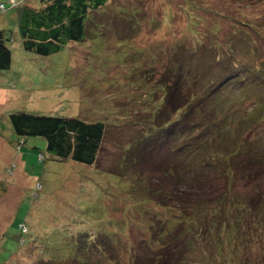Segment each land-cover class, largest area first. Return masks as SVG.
I'll use <instances>...</instances> for the list:
<instances>
[{
  "label": "rangeland",
  "instance_id": "rangeland-1",
  "mask_svg": "<svg viewBox=\"0 0 264 264\" xmlns=\"http://www.w3.org/2000/svg\"><path fill=\"white\" fill-rule=\"evenodd\" d=\"M28 2L37 4L38 0ZM112 2L118 7L114 12V6L107 5L106 14L92 16L87 28L91 36L49 56L25 51L16 11L0 12V29L12 34L11 65L0 72V234L4 231L0 264H50L47 251L59 256L66 250H78V244L85 240L91 243L97 239L102 241L104 252L119 250L114 256L98 257L99 264H132L133 251L141 255L159 249L157 235L164 234L157 227L159 218L167 216L177 226L185 215L191 219L187 225L198 217L199 227L186 226V233H178L181 236L174 244L181 256L174 263L264 264V158L250 161L252 155H247L249 150L245 152L250 145L264 148V113L251 111L242 129L226 138L219 133L220 124L215 127L213 118L203 115L208 109L219 119L227 114L234 120L229 124L233 130L248 118L251 99L257 101L251 88L243 91L234 86L214 93L217 101L210 108L206 102L213 100L209 93L221 82L220 69L228 68L230 74L236 71L229 61L237 60L238 67H259L256 63L264 59V0ZM130 10L136 12L134 19H129L133 15ZM197 42L203 43L201 48ZM178 76L185 89L191 86L198 97L204 98L197 108V116H202L199 122L190 110L184 120L178 113H168V92ZM149 95L152 102L158 101L155 106L163 114L154 120L152 116L150 122L144 112V100ZM15 112L77 117L87 122L100 119L108 123L114 119L121 127L109 126L106 149L98 157L96 169L51 158L41 138H27L18 149L22 140L14 135L8 120ZM141 118L148 125H137ZM180 121L184 125L176 128ZM167 128L181 132L179 139ZM133 138L141 147L136 151L143 148V155L137 153L143 161L136 165V171L142 170L136 185L141 187L135 188L136 181L129 177L126 185L116 187V175L100 169L107 170L109 160L121 152L119 146L111 145L113 142ZM186 139L191 143L183 144ZM235 142H241L240 153L237 149L233 152ZM182 144L187 155L200 148L183 164L185 170L192 164L199 171L188 178L180 177L177 182L182 180L183 184L179 187L169 182L172 172L167 171L175 163L162 162L168 157L167 146L172 151L184 150ZM228 152L231 156L226 155ZM176 156L180 158L178 165L185 161L183 155ZM216 162L232 168L230 182ZM150 187L165 189L169 195L166 210L153 201L134 209L143 195L141 191ZM133 189L137 194L128 195ZM225 193L230 198L220 202ZM175 194L179 197L171 198ZM200 212L204 214L202 223ZM105 213L107 224L112 223L102 227ZM118 223H122L120 230ZM19 224L26 227L25 234L17 231ZM177 227L185 230L183 225ZM84 231L85 236L81 235ZM109 231L121 238L118 247L109 245V238L102 235ZM136 236L139 244L133 243ZM160 254L156 251L155 257Z\"/></svg>",
  "mask_w": 264,
  "mask_h": 264
},
{
  "label": "trees",
  "instance_id": "trees-1",
  "mask_svg": "<svg viewBox=\"0 0 264 264\" xmlns=\"http://www.w3.org/2000/svg\"><path fill=\"white\" fill-rule=\"evenodd\" d=\"M28 1L29 0H14L13 2H10V0H6L5 2H0V12H6L10 9H14L16 11L18 19V32L22 41V48L25 51L33 52L34 54L39 56H49L51 54L60 52L69 43L82 42L85 37L91 36V31H88L87 28L88 23L92 21L93 15L106 14V11L104 9L107 5L114 6V8H111L112 12H114L118 8L114 4V2H112L113 0H38L37 4H29ZM130 11L133 12V15L132 17L129 16V19H134L136 17V12L132 10ZM93 25L94 27H96L94 21ZM247 28L250 27L247 26ZM11 35V32L7 31L6 29H0V72L9 70L11 65L12 55L11 50L9 49V44L12 42ZM201 43L197 42V47L201 48L203 44ZM211 44L212 48L216 49L215 43L212 42ZM256 59H259V57H257ZM229 64H234V68H236V71L230 74L228 72V68H221V82L215 87V90L212 93H209L210 95L208 97L213 98L214 93L224 92L229 88H234V86H236V88L242 89L243 91H250L251 88L257 97V101H254L252 98L250 101L251 106L249 105L248 107L252 109H250V112H248L249 110L244 111H246L247 114L251 113V111L257 112L259 110L263 111L264 113V59H260L259 63H256L259 64V67L248 64H243L238 67L239 62H237V60L229 61ZM243 82L249 83L243 84ZM247 85H249L250 87H248ZM184 89V83L179 82V76L176 77L174 87L171 88L168 92V98L166 100V106L169 105L170 107V111L168 113H178V115H180L179 117L184 120L183 118H188L189 112L187 111L190 110V114L192 112L195 113V118L197 122H199L202 119V116H197V112H199L197 108H200L199 102H202L204 98L198 97L194 91V88H192L191 86H188L187 89H185L186 91ZM155 93L156 90L153 91V94ZM216 97L217 96H215L213 100L211 99L212 101L206 102L209 104V108L213 105L214 101H217ZM152 100V95H149L144 100L147 105V108L145 106L144 110V112L146 113L145 117L146 115L150 116V118H146L148 119V122H150L152 116H155L153 120L156 119V117L159 119L161 116H163V114L159 113V106H155L158 101L156 100L155 103L152 102ZM138 104H140V100L138 101ZM162 112H166V110H163ZM203 115L212 117L215 127L216 125L220 124L221 131H219V133L223 136V138H226L229 135H233L235 132L239 131V129H242L244 123H246V121H248L251 116V114H248V118L244 119L243 122L238 123V128L233 130L232 127L229 126V124L231 125L234 120L232 121V119L229 118L227 114L223 116L221 113L222 118L219 119L218 117H215L216 113L208 109V111H205ZM244 117H246V115ZM8 120L10 122V126L14 135L22 140L21 142H18V149H21V146L24 144V140L27 138H41L46 142L45 150L51 158L58 159L60 161L71 160L73 162L88 165L96 169H99L95 166L98 157L102 155L104 153V149H106L105 142L108 138V130H110L109 126L113 128L121 127L119 123L114 121V119L113 121H108V123L103 122L100 119H95L87 122L77 117L64 118L45 115H33L25 112L11 113L8 116ZM136 123L137 125H141L143 127L148 125L146 120L142 118L139 119V121H136ZM183 125L184 121H180L176 123L175 127L179 128ZM223 125L225 126L223 127ZM166 131L173 132V135H176V140L179 139L182 134L181 132H175V128H167ZM189 143H191V140H183V144L188 145ZM111 145L119 146L121 152L116 159L113 158L109 160L107 164V170L100 169V171L116 175V178L118 179V181L115 183L116 187L117 185L119 187L121 184L126 185L129 181L127 177L136 181L133 185L135 186V188L141 187L136 185L138 184L137 180H140L142 178L140 173L142 172V170L139 169L138 171H136V165L137 161H143V159L139 160V155H137V153L143 155V148L140 152L136 151V149L138 150L139 148H141L138 147L139 145L137 138L127 139L125 141L122 140L120 143L113 142ZM146 145L148 146L149 142L146 143ZM234 145L235 146L233 152L237 149V151H239L240 153L241 142H235ZM140 146H143V144ZM167 147L165 151H168V157L162 163H165V161L168 164L172 162L175 163L172 169L169 168L167 170L172 172L169 173L172 180L169 182H171L172 184L176 182L180 187L183 184L182 180L180 181V183L177 182L178 180H180V177L188 178L192 176V173L195 172L197 174V171H199V168L196 165L192 164H190L191 167L185 170L183 164H186V157L191 156L193 159L196 153L200 151V148L191 150L187 155L184 145L182 146L184 147V150L183 148H178L172 151L171 148L168 149ZM256 148V146L250 145L249 148L245 151L247 153V151L249 150L247 155H252V157L249 159L250 161L264 158V153H257L263 151L264 148ZM176 154H179L180 156L183 155L181 158L185 157V161L178 165V159L180 158H178ZM226 155L231 156L229 152ZM39 159H43V156L41 154L39 156ZM218 164L216 165L223 170V176L229 177L230 182V178L233 174L231 172L232 168L228 166L229 164L224 165L222 162H219ZM244 167L245 166H243V168ZM225 168L226 170L224 171ZM183 173L185 174L184 176ZM161 174L163 175V173ZM173 176L174 179H172ZM164 191L165 189L162 187H150L149 190L141 191L143 195H141L139 205L135 206L134 209L139 210L140 206L143 203L153 201L155 204H158L159 207L166 210L167 207H169L168 202H166V199L169 197V195L167 193L165 194ZM127 193L128 195H134V193L137 194L134 189L133 193ZM174 197L179 196L177 194H175L174 196L171 195V198ZM228 198H230L229 195L225 193V196L219 201L223 202ZM236 204V200L233 199V205ZM181 206L182 204L177 205V207L179 208ZM106 213L102 217V227L107 224V221L105 220ZM198 216L201 218L202 223L204 221V214L200 212ZM195 219L196 220H192V223L190 225H187V221H190L191 219H189L185 215L180 219V222L177 224V226L183 225L184 229L186 226L191 228H198V217H195ZM238 220L239 218L235 221ZM111 223L112 221H108V224ZM148 223L151 224L149 221ZM121 224L118 223V225H114H116L120 230ZM177 226L176 224L172 223V221L168 219L167 216H165L164 219L159 218L157 227H159L160 232H164V234H160L158 232L157 235L159 243L161 245L156 251L157 253H161L160 256L158 255L157 257H155L156 251H148L141 255H137V252L133 251L134 258L132 264H180L177 262L174 263V259L181 256V251L177 252L178 247H175L174 243L181 236L178 235V233H186V229L184 230V232ZM18 227L19 229H17V231L19 230L20 234H25L27 232L24 224H19ZM132 229L137 232L135 228ZM81 235H87V231L82 232ZM102 235L109 238V245H114L115 247H118L120 245V242L118 241L121 238H119L118 234H116L115 231L102 233ZM1 238H4V231L0 234V239ZM20 238L22 237L20 236ZM101 242L102 241L100 239H97L91 243L85 240L80 245L78 244V250H66L63 251V253L59 256H52L47 251L48 256H51L52 260L50 264H58L60 262H63V264H99L100 261L97 259L98 257L104 255L114 256L118 254L119 250L104 252V250L101 249L103 246ZM23 243L24 241L23 239H21L20 245L22 246ZM133 243L139 244V239L137 236L133 238ZM121 245L125 244L121 243ZM19 249L20 247L18 248L17 252L19 251ZM101 251L103 253H101ZM17 252L15 253V255L17 254ZM164 260L166 261L165 263ZM5 262L7 263V261Z\"/></svg>",
  "mask_w": 264,
  "mask_h": 264
},
{
  "label": "built area",
  "instance_id": "built-area-1",
  "mask_svg": "<svg viewBox=\"0 0 264 264\" xmlns=\"http://www.w3.org/2000/svg\"><path fill=\"white\" fill-rule=\"evenodd\" d=\"M14 0H10V2H13Z\"/></svg>",
  "mask_w": 264,
  "mask_h": 264
}]
</instances>
